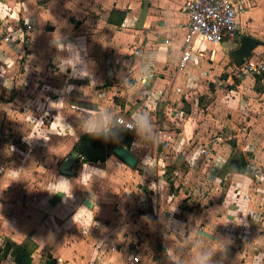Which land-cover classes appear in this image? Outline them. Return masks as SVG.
<instances>
[{"label": "crops", "instance_id": "1", "mask_svg": "<svg viewBox=\"0 0 264 264\" xmlns=\"http://www.w3.org/2000/svg\"><path fill=\"white\" fill-rule=\"evenodd\" d=\"M184 1L45 0L39 6L31 5V13L24 16L31 27L24 31L5 29L10 24L0 14V30H6L5 35L0 36V91H5V95L10 93L9 97L0 95V138L2 131L12 137L23 132L31 135V144L26 143L29 147L25 145L19 152H14V142H0V154L6 150L9 152V157L4 160L8 167L0 170V254L5 242L22 243L30 238L36 243L31 264H44L49 254L59 264H123L112 250H103L104 245L111 242L108 238L101 241L102 234L92 237L82 230L90 228L93 231L106 214L101 213L104 200H97L91 192L90 181L96 171L93 167L91 170L90 164H112L119 169L123 165L129 171H132L131 167L116 155L109 156L104 162H78L74 175L59 170L52 174V165L56 158H61L59 161L62 162L73 151L75 141L82 134L80 121L84 115L107 109L114 116L120 114L131 119L137 111H145L144 106L152 108L153 102L161 95L168 96L170 92L166 87L171 85L169 81L172 80L175 87L180 80L188 83L193 80L195 68L187 65L194 52L203 53L204 48L203 40H193L195 49L190 60L181 68L177 66L187 21ZM240 2L241 14L247 11L244 18L251 20L249 15L254 11L256 0ZM3 6L8 7V3L4 2ZM113 9L125 11V18L119 25L109 21ZM238 26L240 28V21ZM61 36L65 43L82 42L86 45V54L81 55L85 56L94 80L72 78L79 57L67 61L60 59L69 55L57 50L62 47ZM210 44L209 56L203 55L209 61L222 54V49L234 48L227 42ZM260 46L264 47V43ZM200 59L199 56L195 58L198 63ZM65 66L69 67L67 71H64ZM232 69L236 70L234 63ZM81 75L87 76L88 73ZM140 76L146 78L145 82L139 79ZM237 78L239 83L247 81V77ZM67 85L73 87L68 89ZM255 86L256 81L252 84V92L256 91ZM256 95L251 94L243 99V103L238 101L246 111L250 110L249 114L264 109V101L262 107L258 106L263 97L257 98ZM21 118L31 122L26 124ZM194 118L193 113H187L180 125L182 129L175 135L164 127L157 130L165 142L164 147L176 148L184 138L188 142L197 126ZM187 121L191 123L189 132L186 130ZM6 122L9 123L6 125ZM48 138L56 140L47 143ZM250 144L247 147L253 149L255 144ZM30 146L31 168H27L20 163L29 159L25 151L30 150ZM132 152L137 154L136 150ZM240 153L245 157V152ZM234 158L230 155L221 162L217 161V165L222 169ZM0 163H3L1 157ZM224 171L246 174L229 167ZM63 177L70 182H61ZM47 190H57L61 194H51ZM86 198L92 202L91 207L84 203ZM259 242L264 246V237H256L250 243L242 240L244 248L241 249L247 250L250 245L258 251ZM255 251L236 253L244 258L235 255L228 264H259ZM11 262H14L11 250L0 256V264Z\"/></svg>", "mask_w": 264, "mask_h": 264}, {"label": "rangeland", "instance_id": "2", "mask_svg": "<svg viewBox=\"0 0 264 264\" xmlns=\"http://www.w3.org/2000/svg\"><path fill=\"white\" fill-rule=\"evenodd\" d=\"M44 1L0 0V14L10 24L5 29L27 30L29 22L24 16L31 13L32 4L39 6ZM4 2L8 3V7L3 6ZM252 9L254 11L249 15L251 20L244 18L247 17V11L240 13L239 33L250 34L264 43V0H256ZM12 30L7 31L11 33ZM5 33L6 30H0V36ZM238 43L236 41L231 46L236 47ZM202 47L203 53L199 50L194 52L192 61L187 65L195 68L193 80L189 83L180 80L175 87L172 80L169 81L171 85L165 84L168 85L166 91L170 92L168 96L161 95L153 102L155 106L152 108L144 106L155 132L164 127L173 135L182 129L180 125L187 113H193L197 126L188 142L183 137L176 148H165L164 141L157 143L156 139L155 142H147L136 136L134 143L128 147L131 151L136 150L139 158L138 163L130 168L132 171L123 165L119 169L112 164H90L91 170L93 167L96 171L90 181L91 192L97 200L105 201L101 204V213L106 214L93 231L90 228L82 231L92 237L102 234L101 241L108 238L111 242L104 245L103 250H112L123 264H171L164 253L166 244L183 259L189 260L195 253L191 246L194 236L203 237L209 249L217 248L218 238L228 239L224 242L228 247L221 248L214 257V264H228L236 253L255 251L250 245L247 250H242V240L250 243L256 237H264V109L249 114V109L247 112L238 104V101L243 103V99L251 94H258L257 98L263 97L258 105L262 107L264 77L256 81L257 93L252 92L255 72L232 69L233 62L227 55L230 48H221L222 54L209 61L203 55L209 56L211 44L203 41ZM197 56L201 58L199 63L195 60ZM263 59L264 47L258 45L246 60L260 63ZM237 77H247V81L237 83ZM258 87L263 90L258 91ZM0 95L9 97L10 93L5 95V91H0ZM172 114L176 116L172 117ZM25 119L21 118V121ZM24 122L29 124L31 121ZM190 124L187 121L188 132L191 130ZM2 132L0 142H14V152L23 151V147L28 146L27 141L31 144V135L25 132L14 137ZM55 140L48 138L46 142L54 143ZM250 142L255 144L253 149L247 147L251 145ZM25 152L29 159L22 160L20 165L31 168V146ZM239 152H245L248 162L246 174H228L224 171L225 167L219 168L217 161L221 162L230 155L236 157ZM1 153L3 163H0V170L4 171L8 167L4 160L9 157V152L6 150ZM145 154L149 155L146 162L141 161ZM59 160L61 158H56V163H53L52 174L58 173ZM78 164L75 160L71 175L75 174ZM229 169L234 167L229 166ZM167 175L171 177V187ZM160 217L164 227L159 222ZM164 217L183 225L173 230L168 227L173 222L165 221ZM241 220H245V224L236 225ZM259 244L255 257L260 262L263 260L259 264H264V246L262 242ZM237 255L235 257L244 258Z\"/></svg>", "mask_w": 264, "mask_h": 264}, {"label": "clouds", "instance_id": "3", "mask_svg": "<svg viewBox=\"0 0 264 264\" xmlns=\"http://www.w3.org/2000/svg\"><path fill=\"white\" fill-rule=\"evenodd\" d=\"M64 39L65 38L61 36L60 44L62 45V47L57 48L54 40L53 45L57 48L58 51L67 52L69 54L67 57H60V59L67 61L75 60L77 56L79 57V63L75 64V72H73L72 70V78L89 79L90 82L91 80H94L93 73L88 67L85 56L81 55V53L86 54V45L82 42H77L75 44L71 42L65 43L63 42ZM68 68L69 67L65 66L64 71H67ZM85 72L88 73L87 76L81 75V73ZM72 87V85H67L68 89H71ZM129 87L131 88V85H129ZM61 100L64 99L62 98ZM80 129L83 134L91 136L93 139H99L105 142L112 141L118 143L120 134L123 131H130L147 142H155L157 139V133L153 128L151 117L149 113L145 111H137L133 114L131 120L127 124H125L122 120L114 116L111 111L107 109H100L94 114L84 115L80 121ZM148 159L149 155L146 154L144 156L145 162ZM61 182L69 183L70 181L67 178L63 177V181ZM47 191L51 194H61V192L57 190ZM71 196L64 197L71 198ZM163 219L165 221L171 220L173 222L171 225H168V227L172 228L173 230H176L177 226L183 225V223L175 221L174 219L165 217ZM159 222L161 223V217ZM228 223L229 222L224 224L227 225ZM161 224L164 227V223ZM242 224H245V220H241V222L236 225ZM225 241L229 240L218 238L217 248L209 249L205 246L203 237L194 236L191 241V246L195 249V253L190 257L187 264H214V257L216 256L217 252H219L221 248L226 249L228 247V245L224 243ZM164 253L167 254L168 259L171 261V264H185L184 259L176 251L171 250L167 244L165 245ZM173 257H177V259H173Z\"/></svg>", "mask_w": 264, "mask_h": 264}, {"label": "built area", "instance_id": "4", "mask_svg": "<svg viewBox=\"0 0 264 264\" xmlns=\"http://www.w3.org/2000/svg\"><path fill=\"white\" fill-rule=\"evenodd\" d=\"M183 6L187 21L184 27V44L177 62L179 68L190 60L192 50L195 49L193 40H203L212 44L238 41L239 15L243 11L240 0H185ZM27 27L30 28L31 25L28 24ZM135 52L138 51L135 50ZM235 68L260 73L264 71V59L260 63L246 60L242 65H235ZM139 79L143 82L146 80L142 76ZM115 116L125 124L131 120L120 114ZM160 141L164 140L158 132L157 143Z\"/></svg>", "mask_w": 264, "mask_h": 264}, {"label": "trees", "instance_id": "5", "mask_svg": "<svg viewBox=\"0 0 264 264\" xmlns=\"http://www.w3.org/2000/svg\"><path fill=\"white\" fill-rule=\"evenodd\" d=\"M125 18V11H120L117 9H113L110 12L109 21L115 23L117 25L121 24V22ZM240 33H238L239 36ZM264 77V71L261 73H255L254 78L255 81L262 80ZM236 82L239 81L238 78L235 79ZM257 89V87L255 86ZM263 88L258 87V91H262ZM135 140V134L130 131H123L120 134L119 142L112 141H103L99 139H93L91 136H87L85 134H81L78 139L75 141L72 150L78 153L77 158L75 159L78 162H104L109 156L115 155L114 149L115 147L122 143L127 147H130ZM235 145V143H233ZM234 156V155H233ZM227 162V161H226ZM226 164V163H225ZM226 167L233 165V167L240 171H247V161L245 157L239 152L236 154V157L233 161H229L226 164ZM167 182L169 186H172V180L170 175L166 176ZM36 248V243L27 238L22 243H13V242H5L2 248V254L0 256L6 255L9 250H11V256L16 264H31L32 262V253ZM44 264H59L55 257H52L50 254L47 257V260Z\"/></svg>", "mask_w": 264, "mask_h": 264}, {"label": "water", "instance_id": "6", "mask_svg": "<svg viewBox=\"0 0 264 264\" xmlns=\"http://www.w3.org/2000/svg\"><path fill=\"white\" fill-rule=\"evenodd\" d=\"M49 28L53 29V26H50ZM238 42L239 43L236 47L227 51L228 57L236 66L242 65L245 60L251 56L252 50L256 46L262 44L261 39L246 33L239 34ZM114 154L130 167H134L138 163L135 153L122 143L115 147ZM77 156L78 153L76 151H71L60 163L59 171L64 174H71V167ZM84 203L89 207L92 206V202L87 198L84 200Z\"/></svg>", "mask_w": 264, "mask_h": 264}]
</instances>
